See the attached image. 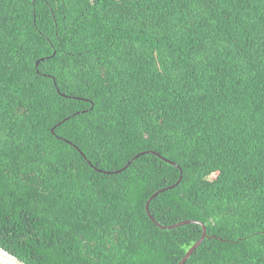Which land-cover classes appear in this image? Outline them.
<instances>
[{"label": "trees", "instance_id": "1", "mask_svg": "<svg viewBox=\"0 0 264 264\" xmlns=\"http://www.w3.org/2000/svg\"><path fill=\"white\" fill-rule=\"evenodd\" d=\"M171 185L185 264H264V0H0V246L178 264Z\"/></svg>", "mask_w": 264, "mask_h": 264}, {"label": "water", "instance_id": "2", "mask_svg": "<svg viewBox=\"0 0 264 264\" xmlns=\"http://www.w3.org/2000/svg\"><path fill=\"white\" fill-rule=\"evenodd\" d=\"M153 153L159 155L161 158H163L164 160H166L167 162L169 163H172L174 165H177L174 161L170 160V159H167L165 158L164 156H162L159 152H156V151H153ZM143 153H140L138 155H136L135 157H138L139 155H141ZM134 157V158H135ZM91 163V162H90ZM131 163V161L128 162V164L125 166L127 167L129 164ZM92 164V163H91ZM94 165V164H93ZM124 167V168H125ZM122 168V169H124ZM99 169V168H98ZM120 169V170H122ZM100 171H103V172H107V173H112V172H119L120 170H116V171H105V170H102V169H99ZM182 179V175L180 176L178 182H180ZM177 182V183H178ZM176 183V184H177ZM175 185H171V186H168L167 188H163V189H160L158 191H156L152 196L151 198L148 200L147 202V211H148V214L150 216V218L154 221V223H156L157 226H159L160 228H166V229H170V228H174V227H178V226H181L183 224H189L191 222H198L202 225V228H203V234L202 236L200 237V239H198L190 248L189 250L187 251V253L184 255V257L179 261L178 264H185L186 261L195 253V251L197 250V248L203 243L204 239H206L207 237H216L215 235L214 236H209L208 233H207V229H206V225L201 222V221H198V220H184V221H180L178 223H175V224H172V225H165V224H161L160 222L156 221L154 219V217L152 216L151 212H150V201L159 193V192H162L166 189H169V188H173ZM0 264H28L27 262H25L24 260H22L21 258H19L18 256H16L15 254H13L12 252H10L9 250L5 249L4 247L0 246Z\"/></svg>", "mask_w": 264, "mask_h": 264}, {"label": "clouds", "instance_id": "3", "mask_svg": "<svg viewBox=\"0 0 264 264\" xmlns=\"http://www.w3.org/2000/svg\"><path fill=\"white\" fill-rule=\"evenodd\" d=\"M66 140H67V139H66ZM67 141H69V140H67ZM82 153H83V152H82ZM140 153H142V152H140ZM140 153H138V154H140ZM138 154H137V155H138ZM130 161H131V160H130ZM89 162H91V161L89 160ZM91 163H92V162H91ZM91 163H90V164H91ZM91 165H92L93 167H95L96 169H98L95 165H93V163H92ZM125 166H126V165H125ZM125 166H124V167H125ZM124 167H122V168H124ZM122 168H120V169H122ZM99 169H100V168H99ZM120 169H118V170H120ZM124 169H125V168H124ZM122 170H123V169H122ZM105 171H106V170H105ZM115 171H116V170H115ZM120 171H121V170H120ZM120 171H119V172H120ZM115 173H118V172H115ZM149 208H150V207H149ZM154 219H155V218H154ZM155 220H156V219H155ZM156 221H157V220H156ZM153 222H154V221H153ZM158 222H159V221H158ZM155 224H156V223H155ZM161 224H162V223H161ZM171 225H172V224H171Z\"/></svg>", "mask_w": 264, "mask_h": 264}, {"label": "rangeland", "instance_id": "4", "mask_svg": "<svg viewBox=\"0 0 264 264\" xmlns=\"http://www.w3.org/2000/svg\"><path fill=\"white\" fill-rule=\"evenodd\" d=\"M147 151H144V152H142V153H146Z\"/></svg>", "mask_w": 264, "mask_h": 264}]
</instances>
